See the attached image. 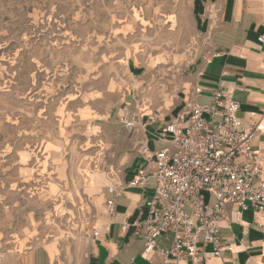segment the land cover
<instances>
[{"label": "rangeland", "instance_id": "rangeland-1", "mask_svg": "<svg viewBox=\"0 0 264 264\" xmlns=\"http://www.w3.org/2000/svg\"><path fill=\"white\" fill-rule=\"evenodd\" d=\"M233 2L0 0V264H88L102 186L187 112Z\"/></svg>", "mask_w": 264, "mask_h": 264}, {"label": "built area", "instance_id": "built-area-1", "mask_svg": "<svg viewBox=\"0 0 264 264\" xmlns=\"http://www.w3.org/2000/svg\"><path fill=\"white\" fill-rule=\"evenodd\" d=\"M239 109L229 94L215 90L211 104L189 102L185 114L156 131V140L164 147H144V163L129 183L130 188L139 189H146L150 180L154 183L153 194L144 203L147 216L135 224L143 230L144 257L157 253L165 262L199 253L204 261L221 257L232 250L219 236L221 225L231 222L232 213L252 210L264 216V163L254 147L264 132V109L259 115L250 114L258 120L249 128L238 117ZM134 127V120H128L127 130ZM108 191L113 197L105 205L113 214L116 187ZM229 206L236 207L235 211ZM166 235L172 236L171 246L158 248V239ZM207 246L211 252L205 250Z\"/></svg>", "mask_w": 264, "mask_h": 264}, {"label": "crops", "instance_id": "crops-1", "mask_svg": "<svg viewBox=\"0 0 264 264\" xmlns=\"http://www.w3.org/2000/svg\"><path fill=\"white\" fill-rule=\"evenodd\" d=\"M224 17L225 22L211 39L212 54L202 63L194 81V91L200 89L201 93H194L191 101L197 105L211 104L213 92L220 89L240 104L237 115L243 126L249 128L258 120V116L250 114L259 115L264 109V0H234ZM153 126L148 123L144 127L142 141L157 149L161 142L156 140ZM254 147L261 152L264 163V132L255 139ZM141 159L137 155L118 180L109 177L108 184L116 187L113 214L107 212L105 205L113 196L104 177L88 264H264V216L252 210L241 215L232 213L231 222L221 225L219 236L224 244L232 245V250L224 251L221 257L212 256L204 261L203 253H199L197 257L184 256L166 262L157 253L144 257L143 230L135 224L147 216L144 203L151 198L154 183L150 180L146 189L129 187ZM229 209L234 212L236 207ZM124 225L128 226L126 230ZM171 241V235L161 237L157 247L168 249ZM205 250L211 252L212 248L207 246Z\"/></svg>", "mask_w": 264, "mask_h": 264}]
</instances>
